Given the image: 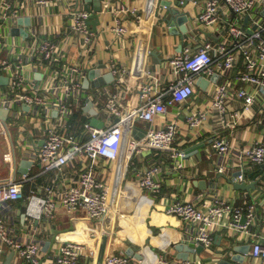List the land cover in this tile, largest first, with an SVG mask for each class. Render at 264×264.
Instances as JSON below:
<instances>
[{"label":"crops","instance_id":"1","mask_svg":"<svg viewBox=\"0 0 264 264\" xmlns=\"http://www.w3.org/2000/svg\"><path fill=\"white\" fill-rule=\"evenodd\" d=\"M24 1L25 8L22 11L24 18L17 23L21 36L16 37V52L20 53L22 50L19 45L22 39L32 40L27 35H23L24 29L33 30L37 38L62 41L65 59L80 65L85 72L87 68L102 66L100 77H93L88 82V86H84L98 108L95 106L93 108L91 105L85 107V101L77 100L78 102L73 106V115L66 123V131L77 141L87 139L84 134L85 123L92 117L102 120L104 127L110 123L108 115L102 111L110 94L119 93V102L127 109L137 106L139 104L137 85L145 80L147 70L157 78L158 93L164 92L171 78L168 64L170 56L184 47L195 50L206 39L215 47L226 46L227 50L233 51L234 39L230 36L227 25L238 21L248 31L247 34H251L250 32L255 30L256 21L263 19L264 16V7L260 6L254 7L253 12L244 14L241 19L233 17V12L226 7L223 0H220L218 25L205 28L198 22L197 15L207 0L198 2L188 0L183 10L188 12L191 19L187 22V32L182 35L178 26L172 31L164 22L165 7L161 2L166 0H157L155 17L152 21H148V28L138 24L132 16L122 15V22L127 26L128 32L121 37L112 30L118 15L103 7L105 1H109L112 9L117 8L118 4L113 3L112 0H72L69 2L70 5L68 4L71 9L78 7L86 10L87 7L89 10L86 11L90 12V15L97 13L99 16L96 30L88 23L92 32V42L89 48L84 50L81 37L70 30L71 20L66 13L68 8L50 4L44 9L35 5L33 0ZM98 2L101 10L95 12ZM123 2L140 10L147 6V3L151 4L155 1L123 0ZM44 13L47 16H43ZM26 19L27 24H25ZM139 26L143 27V31ZM217 57L219 55L214 58ZM112 66L126 70L122 83H117L118 76L112 72ZM30 69V76L40 78L43 71L42 62L32 61ZM243 70L244 64L240 55L234 68L226 74L229 88L232 87L228 90V105L231 109L241 112V120L235 127L223 123L217 112L211 108V94H214L216 84L223 82V79L218 77L215 80L200 77L195 93L188 100L169 107L166 120L172 121L176 128L173 146L184 153L180 158L181 168L173 170V161L169 159L166 150L147 149L133 153L128 161L122 153L116 161L109 164L108 169H98V177L114 186V198L110 210L113 216L109 215L100 223L101 226H97L95 221L81 211H78L76 218L71 219L70 214L63 208H59L51 219L42 217L37 220L25 215L30 194L41 195L44 193V187L50 185L68 186L70 182L65 181L63 175L77 176L82 164L77 161L73 166L67 165L62 175L55 170L44 172L38 161L32 157L33 153L39 152L43 142L41 122L23 107V114L18 119L11 117L5 119L10 135L4 138L5 153L11 150L14 153V177L20 181L23 195L16 201L8 202L0 215L18 240L23 242L32 239L40 243L44 250L43 264H53V254L63 240L77 241L86 246L85 254L81 256L79 264H103L104 256L111 253L130 257L132 264H156V259L161 255L189 264H215L218 259L217 251H225L239 244H249L244 240H237V236L236 239L226 227L220 225L214 229V240L210 248L203 247L200 253H189L188 259L184 260L179 257L184 253L178 252L172 245L187 243L185 238L189 240L191 235L189 232L193 229L177 217L166 213V208L174 201H192L202 194L203 201L208 203L216 193L227 203L242 208L244 214L250 206H253L256 219L251 230L254 235L264 233V162L247 161L242 164L232 151L221 155L212 149V141L216 137L226 138L232 147H246L254 145L264 132V91L236 81V74ZM107 73L113 76L112 80L106 81L103 78ZM85 74L87 78V72ZM238 88L258 92L259 97L244 109L243 100L238 99L234 94ZM92 110L96 111L95 115L91 113ZM194 111H206L209 116L200 127L189 129L186 126V117ZM111 120L114 122L115 118L110 117ZM166 120L158 118L155 126H163ZM147 124L142 120L133 121L126 126V136L140 139ZM195 146L198 148L197 153L184 158L185 151ZM24 161L29 162L25 166L26 172L20 171ZM154 165L159 167L156 179L162 184L160 193H150L137 185L136 173ZM219 166L224 167L222 173L219 172ZM242 168L246 172L258 174L255 189H235L233 183L229 181L232 174ZM8 170L10 164L5 163V168L0 165V181L8 179L11 175V170L10 172ZM236 181L250 183L253 178L237 177ZM231 218L233 214L229 213L223 218L222 223L225 224ZM145 245H148V248L142 254V260L126 253L129 248L136 249L137 253L142 252ZM190 246L195 247L193 244ZM149 250L154 254L147 258ZM10 251L7 248L3 253L1 252L0 263L5 261ZM91 251L94 254L90 255ZM236 255L243 258L242 263L239 264H264V260L252 257L250 246L245 253L236 251ZM10 261L11 264H26L15 253Z\"/></svg>","mask_w":264,"mask_h":264},{"label":"built area","instance_id":"2","mask_svg":"<svg viewBox=\"0 0 264 264\" xmlns=\"http://www.w3.org/2000/svg\"><path fill=\"white\" fill-rule=\"evenodd\" d=\"M70 1L72 0L32 2L44 9L50 4L68 8L66 13L71 20L70 30L81 37L83 49L87 50L92 42V32L88 25L90 12L78 7L71 9ZM153 1L155 2L147 3V6L140 10L138 7L127 5L123 0H112L118 4L115 9L110 7L109 1H105L103 7L118 15L112 30L122 37L128 32L127 26L122 22V15L132 16L138 24L148 28V21L154 19L156 12L157 0ZM223 2L236 18L240 19L244 14L253 12L254 7H264V0ZM24 8V0H0V78H6L5 83H0V109H7V118L18 119L23 114L22 108L26 107L40 120L43 142L39 152L33 153L32 157L38 161L44 172L55 170L62 175L67 165L73 166L77 161L82 164L77 176L63 175L62 178L70 182L68 186L50 185L44 187V193L41 195L30 194L25 209L27 217L37 220L42 217L51 219L59 208H63L70 214L71 219L76 218L78 211H81L95 221L97 226H101L100 223L110 215L114 187L99 178L97 171L99 168L108 169L109 164L116 161L122 153L128 161L133 153H140L142 150H166L169 159L173 161V170L181 168L180 158L184 153L173 146L176 128L172 121L166 120V116L170 106L188 100L195 93L200 77L210 80L217 76L223 79L222 83L216 84L214 94H211V108L217 112L223 123L230 127L238 125L241 112L231 109L228 105V90L232 87L229 88L226 74L234 68L240 55L244 70L236 74V81L264 91V16L256 21L255 30L250 32L251 34H247L248 31L238 21H233L227 25L228 32L234 39L233 51L227 50L226 46L215 47L208 39L195 50L184 47L168 59L171 78L164 92L158 93L157 78L147 70L145 80L137 85L139 104L127 109L119 102V93L110 94L102 107L110 123L106 127L97 128L86 122L84 134L87 139L77 141L66 131V123L73 115L74 103L78 102L77 100L85 101V107L90 104L98 108L84 88L86 72L80 65L65 59L62 41L37 38L33 30L26 31L32 40L22 39L19 43L22 50L20 53L16 52V37L21 36L17 23L24 18ZM219 8L220 0H207L197 15L198 22L205 28L218 25ZM43 16L47 14L44 13ZM139 27L143 31V27ZM216 55L219 57L214 58ZM35 60L42 62L43 71L40 78L29 75L30 65ZM111 70L118 76L117 83H122L126 70L115 66H112ZM234 94L243 100L244 109L259 97L258 92L244 88L236 89ZM208 116L206 111H194L186 117V126L189 129L200 127ZM110 117L117 120L110 121ZM158 118L166 120L163 126H155ZM135 120L148 123L140 139L126 136V126ZM0 127L3 135H10L8 126L1 117ZM212 149L221 155L232 151L242 164L247 161L262 163L264 132L254 145L246 147H232L226 138L216 137L212 141ZM13 157L12 150L3 156L4 161L10 164L11 175L8 179L0 181V212L8 202L16 201L23 195L22 185L14 177ZM218 169L220 173L224 171L223 166ZM158 172L159 167L156 165L138 171L137 185L150 193H160L162 184L156 179ZM166 213L177 217L193 229L188 230L191 234L189 241L196 245L210 248L214 240V229L221 225L226 227L233 237L237 236V240L249 242L254 259L264 260V233L254 235L251 230L256 219L253 206L244 214L242 208L227 203L216 193L208 203L203 201L201 194L192 201H174L166 208ZM229 213L233 214V218L223 224V218ZM243 216L245 221L241 222ZM7 248L13 250L26 264H43L44 251L40 243L32 239L23 242L18 240L0 215V251ZM85 248L80 242L63 240L53 254V264H79L81 256L85 254ZM92 254L94 253L91 251L90 255ZM182 263L189 264L168 259L164 255L156 259V264ZM103 264L132 263L130 257L111 253L104 256Z\"/></svg>","mask_w":264,"mask_h":264},{"label":"water","instance_id":"3","mask_svg":"<svg viewBox=\"0 0 264 264\" xmlns=\"http://www.w3.org/2000/svg\"><path fill=\"white\" fill-rule=\"evenodd\" d=\"M188 4V0H166V1H162L161 5L165 7V18L164 22L172 29H175L174 27L178 26V29L180 31V33L182 35H185L184 33L187 32L188 28H187V22L189 19H191V17H189L188 12H185L183 9L187 6ZM86 10H89L86 7ZM101 7H100V2H98V6L95 8V12H100ZM235 16V14L233 13V17ZM247 19V16H246ZM245 19V20H246ZM20 21V20H19ZM28 23V20H25V24ZM89 25L93 26V29L96 30V26L99 24V16L97 13H92L89 16V21H88ZM93 30V31H94ZM23 35L26 36L27 33L24 30L23 31ZM102 66L98 65L92 68H87L86 72L88 74V77L85 80V86H88V82L93 78V77H100V71H101ZM106 81H110L113 79V76L110 73L105 74V76L103 77ZM217 78V76L212 77V80H215ZM6 78H0V83H5ZM203 82L207 83V81L203 80ZM100 84V83H99ZM90 106V104H89ZM7 109H0V117L5 120L7 118ZM91 113H93L94 115L96 114V111L92 110ZM117 120V119H116ZM115 120V121H116ZM91 126L93 127H97V128H101L103 127L104 123L102 120L96 118V117H92L89 122H88ZM197 146L191 148V149H187L186 155L184 156V158H189L190 156H192L193 154L197 153ZM29 162H23V167L20 171L22 172H26V168L25 166H27ZM219 176H221V174H219ZM238 176H241L243 179H245L246 177L248 178H253V181L250 183H246V182H237L236 178ZM258 176V174L253 173V172H246L244 169L242 170H238L236 172H234L232 174V177L229 179V181L231 183H233L234 188L235 189H241V190H250V189H255L256 185L258 183V180L256 179V177ZM245 221V217L243 216L241 219V222ZM106 237V235L104 236ZM187 240V243H177L172 245V247L177 250L178 252H183L184 254H182L181 256H179L180 258H183L184 260L188 259V254L189 253H200L203 249V246L201 244H194L193 242H190L187 238H185ZM190 244H193V246L195 247H191ZM249 244H239L237 246H231L228 248V250H222V251H217V255H218V259L216 261L215 264H239L242 263L243 258L240 257L239 255H236V251H240L245 253L248 249H249ZM148 248V245H145L142 248V252H135L136 249L133 248H129V250L126 252L129 256L133 255L136 259L138 260H142L143 259V255L145 253V250ZM44 251V250H43ZM150 253L148 254L147 258H150V255L154 254L153 251L149 250ZM4 252V250L0 251V254ZM13 251L11 250L9 255L5 258V261L0 263V264H11L10 260L13 256Z\"/></svg>","mask_w":264,"mask_h":264},{"label":"rangeland","instance_id":"4","mask_svg":"<svg viewBox=\"0 0 264 264\" xmlns=\"http://www.w3.org/2000/svg\"><path fill=\"white\" fill-rule=\"evenodd\" d=\"M4 138H6V136L3 135L2 131H1V127H0V163H1L0 165L3 166V168H5V163H7L4 161V158H3L4 153L6 151V143L4 141ZM8 171L10 172V170H8ZM110 215L113 216L112 213Z\"/></svg>","mask_w":264,"mask_h":264},{"label":"bare ground","instance_id":"5","mask_svg":"<svg viewBox=\"0 0 264 264\" xmlns=\"http://www.w3.org/2000/svg\"><path fill=\"white\" fill-rule=\"evenodd\" d=\"M114 187V186H113ZM113 200V199H112ZM112 202V201H111Z\"/></svg>","mask_w":264,"mask_h":264}]
</instances>
